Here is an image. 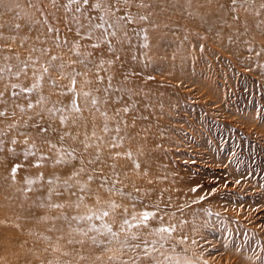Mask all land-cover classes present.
Listing matches in <instances>:
<instances>
[{"label": "bare ground", "instance_id": "bare-ground-1", "mask_svg": "<svg viewBox=\"0 0 264 264\" xmlns=\"http://www.w3.org/2000/svg\"><path fill=\"white\" fill-rule=\"evenodd\" d=\"M229 1L225 0V2ZM241 1L249 7L264 6V0ZM210 2L200 22L196 25L192 23L188 28L189 32L208 39L205 43H196V48L204 50L209 47L210 53L220 47L227 49L231 54L226 57V61L231 66L236 62L244 63L252 58L259 59L261 62L257 61L258 71H261V76L264 77V32L253 33L258 24L257 13L240 11L234 5L231 7L218 0H210ZM2 4L0 0V6ZM67 9L68 13L75 15L74 3L67 4ZM215 11L230 15L229 24L235 29L233 31L226 29L228 31L226 35L233 37L229 38L223 33L222 25L212 23L216 15ZM108 15H110L108 11H101L96 15L92 12L91 17L78 23L64 18L56 34L57 36L61 34L67 42L73 40L78 43L79 39H82L81 42L85 44L86 40L95 41L102 30L120 25L115 16H111L110 22H107ZM4 20L5 18L0 23V33L3 31ZM96 24H101L102 27L94 28ZM141 26L142 24H139V27ZM219 33L224 34H221L222 38L213 36ZM84 34H87L86 38ZM123 38L136 39L134 35L126 32ZM0 44L4 56L11 58V50L15 49V45L12 42L7 43L6 40H0ZM98 45L99 47L94 48L93 45L88 44L83 46V51H79L77 48L67 50L62 44L58 52L62 55L53 64L55 68L67 70L68 75H79L80 70L79 67L76 69L75 59L89 53L91 49L101 54L109 67L115 68L120 73L116 77L102 76L98 83L94 82L90 87L92 98L88 148H83L84 141H69L66 136L55 132L53 136L48 135L46 131L40 133L43 139H47L48 146L59 145L63 151L74 157L78 164L88 165V169L80 165L75 167L80 178L64 176L54 166L39 165L35 161H32L31 165L16 163L15 166H11V154L17 151L13 147L12 139L18 138L12 133L19 132L26 126L28 131L35 129L41 125V120L37 121L39 114L29 113L23 115L27 118L23 124L8 123L6 120L11 117V110L5 108V101L0 95V264H264L258 260L259 256L264 259V239L254 238L251 216L241 208L236 212V216L241 221L238 226L239 235L230 238L231 240L222 239L217 244L214 243L215 247H213L210 242H203L197 236L184 234V226L191 227L194 224L195 210L186 207L187 197L178 196L180 189L183 193H188L189 186L181 188L178 185L181 171L184 170L178 164L180 161L174 157L177 150L173 152L172 148L167 150L170 152L169 156L157 150L152 153L144 149L139 153L134 150L137 157L131 154L128 161L123 153L127 151L128 132L132 135L134 146L138 141L146 138L150 140L152 138L153 141L155 139L154 133L145 136L139 134L135 139V133L127 128L131 120H134L136 123H153V130L156 131L155 117L147 114L138 104L144 103V99L153 104L145 93L147 87H150L148 84H152L158 90L170 88L171 96H164L166 100L162 103L161 100L159 102L157 100L156 103L154 102L156 106L171 105L176 99L177 102L180 101L179 106L185 111L186 118L189 117L191 121L192 112L197 104H188L190 92H194L195 98H200L199 96L203 94L209 99L215 98L212 103L220 101L218 107L230 117L229 103L221 99L223 97L212 95L217 94L213 82L216 80L214 75L219 72L204 62L206 56L203 60L199 55L197 58L201 60L197 62V59L193 61L186 55V62L183 64L186 72L160 74L141 56V48L137 47L136 51L126 46L113 48L101 39ZM44 72L50 80L53 72L49 69H45ZM0 75L11 77L10 73L4 71ZM19 76L20 74L11 78L16 80ZM207 77L213 79L205 80ZM119 78L121 80L126 78L133 84H122L123 81ZM141 80L146 82L145 85H136L141 83ZM65 85L63 84L61 89ZM75 85L72 83V88H75ZM199 87L206 94L200 93ZM34 92L30 94L33 96ZM76 93L77 89L74 90L73 96ZM153 96L157 98L156 95ZM111 99H117L119 108L116 113L110 104ZM127 101L129 104L126 106ZM205 104L199 106L203 107ZM221 110L219 112L224 114ZM208 115L210 114L206 112L205 117ZM238 116L236 115L234 119L244 120L241 115L240 119ZM157 117L159 124L164 125L168 129L166 132L173 136V128L178 126L176 117L174 115L168 118L160 115ZM69 119L74 120L73 117ZM191 132L193 134L188 141H192L191 146H195L198 141L200 142L201 136L194 126H191ZM109 140L112 143L113 140L116 142L112 145ZM67 142H73L75 145L70 147ZM49 154L48 149H43L36 153L33 159L39 160L40 157ZM227 169L229 171V164ZM229 172L233 176L236 175V171ZM237 186L241 194L244 185L237 182ZM18 199H21L19 204L13 205ZM59 201L70 203L63 209V217L46 221L37 218L42 206ZM89 204L90 208H88ZM49 206L46 205L44 209H49ZM235 211L236 209L233 212ZM145 214L148 216L147 219ZM159 227L167 228L169 231L162 232L160 231L162 228ZM67 228L70 230H66ZM47 230L53 233H47ZM52 241L58 244H50ZM180 242H186L184 248L180 249ZM231 246L233 252L237 254L230 253ZM217 250L220 252H216ZM80 254H85L86 258L81 260L75 257ZM192 257L194 260H191Z\"/></svg>", "mask_w": 264, "mask_h": 264}, {"label": "rangeland", "instance_id": "rangeland-1", "mask_svg": "<svg viewBox=\"0 0 264 264\" xmlns=\"http://www.w3.org/2000/svg\"><path fill=\"white\" fill-rule=\"evenodd\" d=\"M1 1L3 4L0 6V23L3 18L5 20L0 40H6L9 44L12 42L15 49L11 50V58L6 57L0 44V73L8 72L12 78L20 74L16 80L10 76L0 75V95L5 101V108L11 110V117L8 118L11 121H6L11 124H23L27 119L23 115L29 113L39 114L40 117H37V121L41 120V125L35 129L28 131L26 126L22 127L19 132L12 133L18 138L12 139L13 147L17 151L15 154H11V166H15L16 163L31 165L32 161H35L39 165H52L55 169L60 170V174L75 179L80 178V174L75 169L77 165L88 169L87 164H78L74 157L63 151L61 146L54 144L48 146L47 139H43L40 133L46 131L48 135L53 136V132H55L58 135L66 136L69 141H84L83 148H88L90 100L92 98L90 87L94 82L98 83L102 76L116 77L120 73L115 68L109 67L108 62L101 54L90 49L89 53L82 54L75 59L76 69L79 67L80 70L79 75H68L67 70L53 67L54 62H57L62 55L58 53L62 44L67 50L77 48L79 51H83V46L100 44L101 39L113 48L126 46L132 47L136 51L138 47L142 49L141 56L160 74L186 72L187 70L183 66L186 62V55L193 61L197 59V62L201 60L197 58L199 55L203 60L206 56L207 59L204 62L219 72L214 75L216 76L215 82L211 81L216 85L215 90L217 91V94L212 95L223 97L221 99L229 103L228 110L231 116L229 117L228 113L218 107L220 101L212 103L215 98H211L213 99L211 100L203 94L199 96L200 98H195L194 92H190L191 97H189L188 104H197L192 112L193 119L191 121L189 117L186 118L185 111L179 106L180 101L177 102L176 99L171 105L156 106L157 100L158 102L161 100L162 103L166 100L164 96H171L170 88L158 90L157 87L148 84L150 87H147L145 93L153 104L147 99H144V103L138 104L147 114L155 117L156 131L153 130V123H136L134 120H131L127 128L135 133V139L139 134L145 136L152 133L155 134V139L153 141L152 138L151 140L146 138L138 141L134 146L132 135L128 132L127 151L123 153L128 161L131 154L137 157L136 152L139 153L141 149L151 153L154 150L161 151L167 156L170 154L167 150L171 148L172 152L177 150L174 157L181 162L178 164L184 170L181 171L178 185L181 188L189 186L188 193H183L180 189L178 196L179 198L187 197L188 205L186 207L195 210L194 224L191 227L184 226L183 228L185 235L197 236L203 242H210L213 247H215L214 243L217 244L222 239L237 237L235 235H239L238 226L241 221L236 216V212L241 208L251 216L250 219L254 225V238L264 239V77L261 76V71H258L257 61L259 59L252 58L244 63L236 62L231 66L226 61V57L231 54L227 49L220 47L210 53L209 47L204 50L196 48V43H205L208 39L189 32L188 28L192 23L196 25L200 22L203 14L208 10L210 0H89V5L74 3L75 8L80 7V11H76L74 16L73 13H68L69 0ZM250 1L258 2V0ZM96 2H100L102 7L91 8L90 5ZM218 2L231 7L234 5L240 11H255L258 24L253 33L264 32V6L257 8L255 5H250L249 7L241 0H230L229 2L218 0ZM101 11L110 13L106 16L107 22H110L111 16H115L120 25L107 27L100 32L95 41L86 40L88 44L81 42L82 39H79L78 43L73 40L67 42L61 34L57 36L56 31L64 18L78 23L91 17L92 12L96 15ZM215 13L212 23L222 25L225 35L228 34L226 29L232 31L235 29L229 24L230 15L228 13L217 11ZM7 16L9 17L7 18ZM139 24L142 26L139 27ZM124 32L134 35L136 39L123 38ZM223 33L213 36L222 38ZM86 36L87 34H84L85 38ZM259 61L261 62V60ZM45 69L53 72L50 80L44 72ZM211 79L213 77H207L205 80L210 81ZM73 81L76 84L75 88H72ZM121 81L125 85L133 84L126 78ZM144 83L146 82L141 80V83L136 85L143 86ZM63 84L66 85L61 89ZM75 89H77V93L73 96ZM200 89L199 87L198 90ZM32 91H35L33 96L30 94ZM200 93L206 94L203 89ZM153 95H156L157 98L155 99ZM202 103L206 104L200 107L199 105H203ZM110 104L116 113L119 108L117 99H111ZM128 104L127 101L126 106ZM219 109L224 114H221ZM206 112L210 114L206 116L207 119ZM156 114L164 118L173 117V115L176 117L178 126H174L173 136L166 132L168 129L164 125L159 124ZM232 114L239 115V119L241 115L244 120H235V116ZM71 117L74 120H70ZM191 126H194L201 136L199 144L196 143L195 146H191L192 141H188L191 140L190 136L193 134ZM63 141L65 143V140ZM115 142L116 140H113V143L109 140L112 145ZM66 144L70 147L75 145L73 142ZM43 149H48L50 154L40 157L39 160L33 159V156ZM228 164L229 171H236L235 176L228 171ZM241 177L243 178L241 179ZM237 182L244 185L241 194H239L240 189ZM193 189L196 190L193 191ZM21 199H18L13 205L19 204ZM46 205H50L49 209H44ZM69 205L68 201L45 204L41 207L37 218L42 221L61 218L64 216L63 209ZM88 208H90V204ZM234 209H236L235 212H233ZM71 215L73 214L71 213ZM66 230H70V228ZM47 233H53V231L47 230ZM170 236L174 235L170 234ZM50 244L58 243L52 241ZM185 244L186 242H180V249L184 248ZM230 253L237 254L233 252L232 246ZM75 257L84 260L86 255L80 254ZM191 260L194 258L192 257ZM258 260L264 263V259L260 256Z\"/></svg>", "mask_w": 264, "mask_h": 264}, {"label": "snow or ice", "instance_id": "snow-or-ice-1", "mask_svg": "<svg viewBox=\"0 0 264 264\" xmlns=\"http://www.w3.org/2000/svg\"><path fill=\"white\" fill-rule=\"evenodd\" d=\"M71 3H76V4H83V5H89V0H70V4ZM90 7L91 8H94V9H99V8H101L102 7V4L100 3V2H96V3H92L91 5H90ZM76 11L77 12H79L80 11V7H77L76 8ZM101 19H103V17H101ZM142 19H143V17H142ZM91 20V18H89V21ZM81 27H83V25H81ZM94 28H100V27H102V25L101 24H96V25H94L93 26ZM71 30V29H70ZM78 35H79V32L77 33ZM113 35H115V33H113ZM93 47L94 48H96V47H99V45L98 44H95V45H93ZM73 83H75L74 81H73ZM125 111H127V109H125ZM13 171H15V169L13 170ZM196 189H193V191H195ZM148 218V216H147V214H145V219H147ZM160 231H162V232H167V231H169V229H167V228H162V229H160Z\"/></svg>", "mask_w": 264, "mask_h": 264}]
</instances>
